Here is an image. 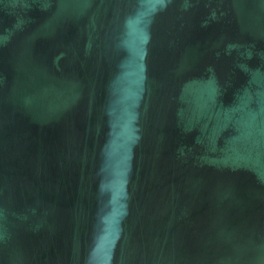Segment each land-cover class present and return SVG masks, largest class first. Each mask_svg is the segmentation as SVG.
Listing matches in <instances>:
<instances>
[{"label":"water","instance_id":"obj_1","mask_svg":"<svg viewBox=\"0 0 264 264\" xmlns=\"http://www.w3.org/2000/svg\"><path fill=\"white\" fill-rule=\"evenodd\" d=\"M0 264H264V0H0Z\"/></svg>","mask_w":264,"mask_h":264}]
</instances>
